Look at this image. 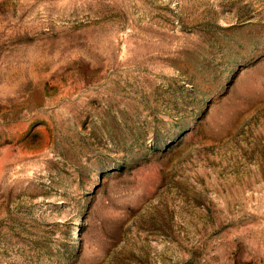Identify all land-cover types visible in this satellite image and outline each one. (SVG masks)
Listing matches in <instances>:
<instances>
[{"label": "rangeland", "instance_id": "1", "mask_svg": "<svg viewBox=\"0 0 264 264\" xmlns=\"http://www.w3.org/2000/svg\"><path fill=\"white\" fill-rule=\"evenodd\" d=\"M0 264H264V0H0Z\"/></svg>", "mask_w": 264, "mask_h": 264}]
</instances>
